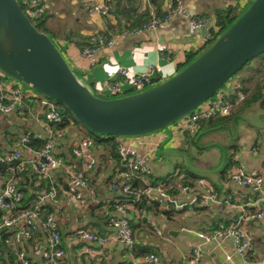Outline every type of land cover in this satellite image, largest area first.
I'll return each mask as SVG.
<instances>
[{
	"label": "crops",
	"instance_id": "crops-1",
	"mask_svg": "<svg viewBox=\"0 0 264 264\" xmlns=\"http://www.w3.org/2000/svg\"><path fill=\"white\" fill-rule=\"evenodd\" d=\"M109 1L111 4L113 0ZM131 2L133 3L131 11H136L138 14H142L146 6L148 10L152 9L156 14L162 15L170 6L169 0H131ZM185 4L188 15L207 13L214 16L220 31L232 18L227 13L217 20L215 16L218 13L217 9L224 6L234 8L236 0H185ZM45 5L50 30L60 37L61 41H64L65 36L72 34L74 36L64 42V57L72 68L83 75V81L91 90L99 95H102L101 87L109 78L110 72L118 65H125L135 72H141L148 63L157 62L162 66L163 76L157 77L154 81L163 80L177 72L182 63L187 64L191 61L190 57L203 45L201 41L203 31L188 25L185 15H176L168 21H163L156 29H138L139 21L132 22L130 12L125 14L109 12L105 16L89 15L81 6L80 0H45ZM141 16L146 20L147 15ZM96 31L111 34L114 37L113 45L100 49L92 57L81 55V35H91ZM238 83L239 79L229 81L226 89L229 86L233 90ZM134 91L137 90L131 89L125 94ZM41 108V104L34 103L25 108L24 112L0 111V148L14 147L16 140L23 133L44 138L50 127L58 137L56 153L63 152L65 155L62 157L71 167L82 169L81 160L71 152V144L78 141L79 134L69 132L67 125L57 127L55 122L45 121L40 115ZM252 116L258 118L255 123H251L255 126L253 129L244 125V122L251 120ZM239 122L243 124L241 129ZM233 123V130L229 124L224 123L203 129L202 124L198 122L196 128H189L181 117L179 124L171 123L166 128L138 135L137 138L143 141L138 145L139 152L152 170V173L144 178L150 180L152 177L164 175L168 184L179 186L182 184L181 178L184 174L182 168L174 165L175 158L184 152V144H190L189 146L196 150L194 143L197 146L204 141L212 147L218 161L198 172L202 177L193 179V185L188 187L186 195L216 190L221 202L214 204L212 210L221 213L230 210L240 211L242 207L238 205H246L253 199L254 194L248 188L233 183L228 173L236 163V159H239L246 167L257 169L264 175V109H261L258 103H252L234 118ZM217 128L227 130L232 140L229 153L224 149L226 142L224 139L203 140V137ZM120 138L122 137H117L116 142ZM253 146H256L257 150L253 151ZM33 148L35 147L32 145H24L20 150L24 157H29ZM93 151L97 160L94 168L86 171L92 191L85 197V203L80 205L68 194L67 188L61 182L54 184L58 188L56 199L45 200L52 207L49 211H52L56 218L59 233L65 234L64 255L59 264H124L127 257L125 246L118 241L102 247L79 236L83 230L101 234L109 232L112 220H109V216L115 215L113 202L120 196L119 187H113L112 181L119 175L121 160L111 158L104 143L94 144ZM227 154L231 155L233 163L226 168L225 173L221 174ZM209 156L208 153L207 157ZM60 176L62 179L65 177L61 168L53 173L50 181L52 183L59 181L57 178ZM34 183H37V180ZM213 185L217 188L215 189ZM133 208L134 206L131 207L132 210ZM174 210L163 211L160 208H154L149 212L145 209L136 210L138 216L134 219L137 224L132 227L135 242L144 247L155 248V253L159 256V262L156 264H183L195 247L199 248L201 255L198 264H264V217L247 221L246 227L252 237L253 245L245 255H241L234 250L230 238L203 242L196 234V231L201 229L193 223L195 220H201L202 217H195L192 215L193 211L189 209ZM152 222L161 229V234L156 233ZM46 240L45 231L39 229L31 243L26 242L30 264H43L41 256L32 253V246L39 241L45 244ZM227 253L231 255L230 259L226 258Z\"/></svg>",
	"mask_w": 264,
	"mask_h": 264
},
{
	"label": "built area",
	"instance_id": "built-area-1",
	"mask_svg": "<svg viewBox=\"0 0 264 264\" xmlns=\"http://www.w3.org/2000/svg\"><path fill=\"white\" fill-rule=\"evenodd\" d=\"M169 1L170 6L162 15L156 14L152 9L148 10L146 20L140 23L138 29H156L163 21H168L176 15H185L188 25L203 31L202 43L213 39L214 34L219 31L214 16L207 13L188 15L185 0ZM238 1L236 0V3ZM80 4L89 15L105 16L111 9L109 0H80ZM45 8V0H43L41 5L29 8L25 12L29 18H35L42 15ZM113 43L114 37L111 34L105 31H96L90 35V43L81 49V55L92 57L100 49L111 47ZM162 74V66L157 62L148 63L145 70L141 72H135L125 65H118L110 72L109 78L101 87V96L125 94L131 89L141 90L157 77L161 78ZM15 81L10 85H5L0 80L1 112H24L25 108L38 103L42 107L40 115L45 121L48 123L61 121L56 102L52 98L39 92L38 94L33 93L32 90L27 89L29 86L16 79ZM231 92L232 89L229 86L228 89L219 90L213 98L205 100L193 111L183 116L184 124L189 128H196L201 119L230 113L245 96V93L239 91L231 99L229 98ZM138 135L121 136L122 138L116 142L122 167L118 177L112 181L113 187H119L120 196L113 204L115 216L110 223L111 230L103 234L83 230L79 236L102 247L109 246L114 241L122 243L126 248L127 256L124 264H156L159 262L157 253L153 251L136 253V242L130 223V209L133 206V201L145 199L157 203L162 210L184 211L190 206L212 207L216 203L220 204L221 201L216 190L197 192L187 196L188 187L181 186L180 192L173 194L168 191L169 186L164 182H151L144 178L150 175L152 170L144 162L142 154L139 152L138 145L143 141L137 138ZM24 145H30V136L27 133L21 134L14 147L0 148V164L15 162L14 165L9 166V173L0 175V239L3 230L7 233L5 241L12 246L17 262L30 264L24 241L34 239L37 231L43 229L47 240L45 244L39 241L32 246V253L40 255L43 264H59L64 255V249L58 244L60 234L57 229V221L52 211L46 212L41 209V203L44 200L56 199L57 187L53 184L47 190L39 192L32 205L24 206L22 201L24 191L17 185V179L26 168H31L39 178L49 179L57 169L61 168L66 178L68 194L74 197L80 205L84 204L85 197L89 196L92 191L86 171L93 169L97 160L93 151L94 140L90 136H85L81 140L72 142L71 152L83 164V168L79 170L71 167L61 154L56 153L58 137L50 127L42 144L33 148L29 157H24L21 153V146ZM252 150H257V147L253 146ZM228 176L236 185L248 188L254 194L253 199L246 205H238L242 208L231 223L210 232L198 230L196 234L203 242H215L230 238L234 250L245 255L253 245L252 237L246 227L247 221L264 217V175L257 169L246 167L241 160L236 159ZM151 224L157 234L162 233L154 222ZM200 256L199 248L195 247L183 264H198ZM226 258L230 259L231 255L227 253Z\"/></svg>",
	"mask_w": 264,
	"mask_h": 264
},
{
	"label": "water",
	"instance_id": "water-1",
	"mask_svg": "<svg viewBox=\"0 0 264 264\" xmlns=\"http://www.w3.org/2000/svg\"><path fill=\"white\" fill-rule=\"evenodd\" d=\"M262 52L264 0H252L213 43L173 75L134 93L104 97L76 76L18 0H0V70L61 102L85 126L104 134L138 135L166 128Z\"/></svg>",
	"mask_w": 264,
	"mask_h": 264
},
{
	"label": "trees",
	"instance_id": "trees-1",
	"mask_svg": "<svg viewBox=\"0 0 264 264\" xmlns=\"http://www.w3.org/2000/svg\"><path fill=\"white\" fill-rule=\"evenodd\" d=\"M22 9L27 12L29 8H32L34 6H39L43 3V0H18ZM110 3V1H109ZM111 9L110 12L113 14H117L118 12L121 14H125L127 12H130L129 16H131L132 22H138L140 24L144 19L141 15H147L148 8L145 6L143 9L142 14H138V12L131 11V6L133 3L131 0H124L121 2V0H113L111 1ZM47 18H48V13L47 9L43 11L42 15L39 17L31 18V22L35 25V27L41 31H45L46 33L49 34V36L52 38V40L55 42L57 47L60 49V51L65 53V40L72 39V36H65L64 41L60 40V37L55 35L49 28V25L47 24ZM73 33V31H72ZM82 42L80 44V49H82L85 45H88L90 43V35L82 36ZM259 59L257 60V63L252 64L251 66H248V68L245 70L244 74L240 77L239 83L234 87L232 92L229 94V98L233 99L235 95L239 92L242 91L245 93V96L243 99L230 111V113L226 115H218V116H211L206 119H201L199 122L202 124L203 129L207 128H212V127H217L219 124L224 123V124H229L233 122L234 118L238 117V115L250 104L252 103H258L261 109H264V52L259 54ZM71 66V65H70ZM72 68V66H71ZM74 73L77 75V72L75 71L74 68H72ZM79 78V77H78ZM80 79V78H79ZM81 80V79H80ZM83 83H85L83 80H81ZM88 87L89 85L85 83ZM90 88V87H89ZM91 89V88H90ZM92 91V90H91ZM93 92V91H92ZM96 94V93H95ZM53 99V98H52ZM56 102L57 110L59 114L61 115V121L57 122L56 125L57 127H61L66 125V123L70 120V118H74L76 121L80 122L75 118L73 113L67 109L61 102L53 99ZM190 113V112H189ZM81 123V122H80ZM83 124V123H82ZM84 125V124H83ZM85 126V125H84ZM88 134L87 136L92 137L94 140V144L98 145L101 143H104L108 147V155L111 158L119 159V155L117 152L116 148V138L121 137L120 135H113V134H104L100 133L94 130H91L87 126ZM68 133V132H67ZM44 138L41 137H36L32 134H30V145L34 147H39ZM8 143V142H5ZM10 144V143H8ZM12 145V144H10ZM14 145V144H13ZM3 149V148H2ZM61 155H65L63 152H61ZM226 161L225 164L221 170V174L225 173L226 168L230 166L233 163V159L231 158V155L227 154L225 155ZM15 162L13 163H1L0 168L1 172L0 175H4L6 173H9L11 165H14ZM188 174V175H186ZM202 177L201 174L195 173L193 171H188L185 170L184 175L181 178L182 184L179 186H173L170 185L166 182V176H157V177H152L150 178L151 182H156V181H161L164 182L166 185L169 186L168 191L173 193V194H178L180 192V187L181 186H187L190 187L193 185V179ZM207 178H209L207 176ZM59 181H54L53 183L50 181L49 178H39V176L33 172L31 168H26L20 173V177L17 179V185L24 191V197H23V205L24 206H30L32 203H34L36 196L39 192L45 191L48 188H50L53 184H57L55 182H61L64 187H67L66 183V178L63 177V179L60 177L57 178ZM210 179V178H209ZM37 180V183H34ZM214 188L216 189L217 186L213 185ZM59 187V186H58ZM58 189V188H57ZM114 203V202H113ZM133 210H130V223L132 227H134L137 223L135 221V216H138L136 213V210H144L146 212L152 211L154 208H160L157 203H154L152 201H147L145 199H139L133 201ZM111 207V206H110ZM41 209L42 211L46 212H51L49 210H52V207L50 203L47 201H43L41 203ZM161 209V208H160ZM187 210H192L195 217H202L201 220L198 221H193V223L197 226V228H200L203 231H213L217 228L226 226L227 224L231 223L234 221L239 213V211H227L225 213H221L220 211H215L212 210L211 207H208L206 205H197V206H190L186 208ZM174 209L171 210H163V211H173ZM175 211V210H174ZM179 211V210H176ZM184 211V210H182ZM45 212V213H46ZM115 216V215H114ZM113 215L109 216V220H111ZM60 234V240H59V245L65 248L64 244V235L65 234ZM7 233L2 230L1 233V243H0V248H1V255H0V264H19L16 260V256L13 252L12 246L5 241ZM31 243L30 240L24 241V244L26 245V242ZM148 251H156L154 247H144L142 244L136 243V253H144Z\"/></svg>",
	"mask_w": 264,
	"mask_h": 264
},
{
	"label": "rangeland",
	"instance_id": "rangeland-1",
	"mask_svg": "<svg viewBox=\"0 0 264 264\" xmlns=\"http://www.w3.org/2000/svg\"><path fill=\"white\" fill-rule=\"evenodd\" d=\"M252 0H239L238 3H236V5L234 6V8L232 6H224L221 8H218L217 11L218 13L215 14L217 20L220 19L221 15H226L227 13H229V16L232 18L229 20L228 24H225L224 27H222L220 29V31L216 32L214 34V38L209 40L208 42L203 43V45L201 46L200 50L198 52H196L195 54H193L190 59L193 60L195 57H197L200 53H202L211 43L214 42V40L227 28V26L234 20L236 19V17L250 4ZM235 11V13L233 14V12ZM233 14V15H232ZM224 22V21H223ZM260 55H257L251 59H249L244 66L239 69L236 73H234L226 82L229 81H233L234 79H240V77L244 74L245 70L248 68V66H251L252 64L257 63V60L259 59ZM184 65H186L185 63H182L179 67L178 70H180ZM76 71V70H75ZM77 72V71H76ZM78 77L81 80H84V77L81 73L77 72ZM0 80L5 84V85H10L15 81L14 78L6 75L4 72H2L0 70ZM161 80H155L153 81L151 84L143 87L141 90L146 89L158 82H160ZM227 87V84H223L221 86V89H225ZM27 89L32 90L33 93H37L35 90H33L30 87H27ZM216 91L211 97L209 98H213V96L219 92ZM140 91V90H137ZM134 91V92H137ZM133 92V93H134ZM120 95H125V94H116L113 96H120ZM107 97H112V96H107ZM183 117V116H182ZM181 118L176 119L174 122L172 123H176L179 124ZM257 116L253 117L251 120H246L244 122V125L246 127H250V128H254L255 126H253L252 124L255 123V121L257 120ZM252 123V124H251ZM171 124V123H170ZM69 132H76L79 134V137L77 140H81L84 138L85 135L88 134L87 128L80 122L76 121L74 118H70V120L66 123ZM242 122H239V129H241L242 127ZM230 128L233 130L234 129V123L231 122L229 123ZM163 129V128H162ZM78 136V135H76ZM216 140V139H224V141H226L224 143V149L227 153H229V149H230V143H232V140L229 138V134L227 132V130L221 129V128H217L215 129V131H213L212 133H210L208 136L203 137V140ZM190 144H184V152H181L179 154V156L177 158H175L174 160V165L177 168H182V172L184 174L185 170L188 171H196L197 173L205 167H209L211 166L213 163H216L218 161V159L216 158V155H214V150L212 149V147L208 146L207 144H205V142H201V144H198L196 146V143H194V146L196 147V150H193L192 147L189 146ZM208 153L210 154L209 158L207 157ZM188 175V174H186Z\"/></svg>",
	"mask_w": 264,
	"mask_h": 264
}]
</instances>
